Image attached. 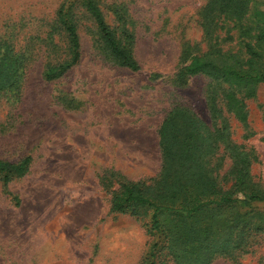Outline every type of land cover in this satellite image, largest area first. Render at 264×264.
I'll use <instances>...</instances> for the list:
<instances>
[{
	"label": "rangeland",
	"instance_id": "obj_1",
	"mask_svg": "<svg viewBox=\"0 0 264 264\" xmlns=\"http://www.w3.org/2000/svg\"><path fill=\"white\" fill-rule=\"evenodd\" d=\"M209 1L96 0L111 27L132 34L140 66L132 71L101 52L79 0H0V40L23 59L18 88L0 93V160L30 157L24 174L6 184L0 174V264H149L155 240L147 232L149 215L114 212L110 201L121 183L148 185L159 176L158 128L172 108H188L210 129L220 125L208 109L212 80L176 79L185 51L201 55L211 42L202 16ZM63 5L76 21L80 59L46 80V68L67 57L58 26ZM256 10L264 11V0H251L241 23L214 19L221 50L245 57L250 39L243 28ZM245 109L246 126L225 109L223 116L230 138L252 154L250 176L264 191L263 84ZM222 148L212 166L219 163L213 174L227 189L231 159L220 160ZM254 205L264 212V204ZM209 264H264V233L252 235L244 251Z\"/></svg>",
	"mask_w": 264,
	"mask_h": 264
},
{
	"label": "trees",
	"instance_id": "obj_2",
	"mask_svg": "<svg viewBox=\"0 0 264 264\" xmlns=\"http://www.w3.org/2000/svg\"><path fill=\"white\" fill-rule=\"evenodd\" d=\"M250 1L210 0L202 16L205 35L211 42L201 55L185 51L176 73L180 82L198 74L212 80L208 109L220 125L210 129L188 108H172L158 128L162 158L159 176L148 185L121 183L112 194V211L149 215L147 232L155 238L147 252L149 264L165 260L174 264H209L217 255L244 251L252 235L264 233V212L255 211L254 205L264 204V191L255 187L250 176L252 154L230 138L223 116L225 109L246 126L245 100L264 85V11H254L253 24L243 28V34L250 39L244 42V58L221 50L217 37H213L215 18L223 16L241 23ZM79 2L95 24L101 52L118 66L138 70L132 34L125 28L111 27L96 0ZM58 26L66 34L67 57L46 68V80L64 75L80 59V41L70 6H61ZM22 64V56L0 40V93L18 88ZM66 106L73 108L70 100ZM220 145L224 151L220 160L224 155L231 159V177L226 179L231 185L227 189L213 174L219 163L212 166V160ZM29 164V156L15 163L0 160L2 181L6 184L11 175L24 174Z\"/></svg>",
	"mask_w": 264,
	"mask_h": 264
}]
</instances>
